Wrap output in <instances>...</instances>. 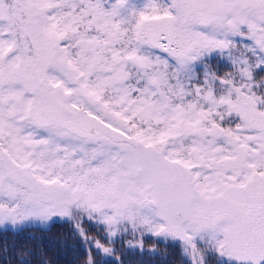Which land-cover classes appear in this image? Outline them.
<instances>
[{"label": "snow or ice", "instance_id": "obj_1", "mask_svg": "<svg viewBox=\"0 0 264 264\" xmlns=\"http://www.w3.org/2000/svg\"><path fill=\"white\" fill-rule=\"evenodd\" d=\"M56 223L73 264H264V0H0V231Z\"/></svg>", "mask_w": 264, "mask_h": 264}, {"label": "trees", "instance_id": "obj_2", "mask_svg": "<svg viewBox=\"0 0 264 264\" xmlns=\"http://www.w3.org/2000/svg\"><path fill=\"white\" fill-rule=\"evenodd\" d=\"M93 230V233L94 234ZM0 241H7L9 244L26 245L34 248L37 253L43 251L45 256H37L33 264H38L41 259L55 261V264H73V261L80 254V247L75 237L70 232V226L56 223L51 227L44 225L25 226L21 232L0 231ZM156 246L159 255L145 251L127 253V264H184L178 250L167 247L164 244H156L155 241L146 240L145 248ZM0 264H3L0 260Z\"/></svg>", "mask_w": 264, "mask_h": 264}]
</instances>
